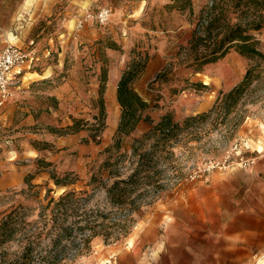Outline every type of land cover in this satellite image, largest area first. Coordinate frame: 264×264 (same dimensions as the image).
<instances>
[{"label": "rangeland", "instance_id": "374dc122", "mask_svg": "<svg viewBox=\"0 0 264 264\" xmlns=\"http://www.w3.org/2000/svg\"><path fill=\"white\" fill-rule=\"evenodd\" d=\"M210 1H193L194 13L186 10L183 18L171 16L169 4L129 16L131 8L122 9V0H97L80 13L74 9L66 14L63 2L45 8L23 0L20 9L18 1H11L4 11L0 48L8 44L34 48L37 63L23 72L41 70L46 75V67L53 71L31 84L23 72L12 81L9 87L19 86L22 109H17L10 125L0 126V160L6 162L0 164V177L8 169L21 173L0 185V212L21 206L28 221L36 219L39 205L49 196L72 189L91 192L88 182L118 138L121 107L108 74L122 73L139 61L149 63V69L142 70L146 78L141 87L134 83L149 104L142 117L155 123L170 114L182 123L187 116L208 112L256 65L257 76L226 118L213 113L194 122L164 151L156 163L160 187L132 214L128 234L111 242L94 237L87 249L76 255L70 252L61 264H261L264 260V57L248 58L232 47L199 71L184 67L193 50L190 39L196 17L201 5ZM103 5L112 10L106 24L89 19L77 27L86 11ZM254 36L256 48L264 54V27ZM158 72L165 76L153 81ZM59 86H64L63 98L51 103L57 116L41 119L36 113L37 119L26 122V108L44 105L48 99L43 91ZM74 121L71 131L68 126ZM150 126L140 120L131 134L119 136L123 148ZM70 133L77 135L82 148L49 149L51 156L57 154L53 160L36 156L22 144L40 148L38 139ZM8 163L12 165L6 170L3 166ZM54 179L67 184L56 185ZM92 196L89 206L102 203V190ZM16 249L13 243L9 252ZM11 259L0 264H10Z\"/></svg>", "mask_w": 264, "mask_h": 264}, {"label": "trees", "instance_id": "16d2710c", "mask_svg": "<svg viewBox=\"0 0 264 264\" xmlns=\"http://www.w3.org/2000/svg\"><path fill=\"white\" fill-rule=\"evenodd\" d=\"M180 9L194 13L191 0H183ZM233 18L236 21L232 22ZM262 27L264 0L205 2L196 17L190 39L193 50L184 67L199 71L203 65L222 58L232 47L248 58L264 57L256 48L254 36V32ZM145 65V61L135 63L124 70L118 80L116 99L121 107L116 128L118 138L107 148L108 157L91 176L88 182L91 192L72 189L57 197L49 196L39 205L33 221L24 218L21 206L0 212V261L7 262L12 258L10 264H61L70 252L76 255L87 249L94 237L111 242L126 236L132 214L160 187L155 178L156 163L168 146L181 133L193 128L196 121H203L213 113H221L226 118L257 76L256 65L250 66L243 78L222 94L208 112L187 116L182 123L174 121L170 114H164L152 123L149 117H142L149 104L134 87ZM164 76L158 72L153 81ZM100 102L102 107L101 97ZM140 120L151 126L140 137L133 138L130 147L123 148L119 136L131 134ZM74 125L75 121L68 128L73 131ZM54 183L67 184L59 179H54ZM98 190H102V205L96 203L98 205L92 208L88 200ZM13 243L17 249L10 253Z\"/></svg>", "mask_w": 264, "mask_h": 264}, {"label": "crops", "instance_id": "0c3cea01", "mask_svg": "<svg viewBox=\"0 0 264 264\" xmlns=\"http://www.w3.org/2000/svg\"><path fill=\"white\" fill-rule=\"evenodd\" d=\"M14 1V3H16L18 1V7L21 9L22 5H23V0H5V3H3V0H0V23L3 21V14L4 11H6L7 9H9L11 7L10 2ZM97 0H32V2L38 3L39 5H41L42 7L45 8H52L54 7L57 3L63 2L64 6V13H69L70 11H73L74 9H77L78 12H82L83 9L95 4ZM182 0H122L121 5L122 9L125 7H130L131 8V12L128 13L129 16L133 15V14H137V16L142 15V13L144 12V10L146 8H153V7H157V6H161L164 4H169V6L172 9V14L171 16L177 18L178 16H180L181 18H183L186 14V10H181L180 9V3ZM192 4L193 1H197V0H191ZM16 5V4H15ZM194 7V5H193ZM3 47V46H2ZM1 47V48H2ZM0 48V49H1ZM159 53L155 54V62H157L156 60H159ZM37 63V61L35 62V64L33 66H35ZM31 66V67H33ZM30 68V67H29ZM28 69V68H27ZM149 69V63H146L145 67H144V71ZM46 72L47 74L45 75L43 73V71H37V70H31V71H26L23 72V77L25 76V74H29V79L27 81V83H33L36 82L37 80H43L45 78H47L48 76H51L53 71H51L50 67H46ZM142 73V72H141ZM140 73V74H141ZM32 74H37L38 77H30L32 76ZM122 73H118V74H112L107 76V80L109 85L111 84L113 90L114 87L116 89L117 87V83L118 80L120 78ZM139 74V75H140ZM142 73L140 76L137 77L136 79V83L139 82V87L140 84H142V81L144 78ZM145 75V74H144ZM21 77V76H20ZM22 77V78H23ZM138 80V81H137ZM50 82V81H49ZM135 83V84H136ZM20 85H24V82H21ZM19 86H11L9 87V91H10V95L7 98L8 100H6V102L4 103V105L2 106L1 110H0V126H8L11 124V121L14 118V115L17 111V109H22L20 108V104H21V100L20 97L18 96L19 92L16 91ZM49 85H48V89H49ZM64 86H59L58 88H54L52 90H48V91H43L45 92L48 102H45L44 105L42 106H38V107H29L28 109L26 108V114L24 117V120L26 122H29V120H33V119H37L36 118V113L41 116L43 118H45V115H55L57 116L58 113H56V108L51 106V103L53 104L54 102L59 100H62L63 98V88ZM136 88V87H135ZM137 90V89H136ZM116 92V90H115ZM138 94L145 100L147 101V98L144 97L138 90H137ZM49 101H50V105H49ZM34 103V102H33ZM35 106V105H34ZM31 108V109H30ZM48 117V116H47ZM76 132V131H75ZM40 140V142H38V144H40V148H33L30 143L24 142L22 143L25 150H29L30 151V147L33 149L34 154L39 155V156H45L46 160H53L56 158L57 154H54L51 156V153L49 151V149H61V148H65V149H74V148H78L81 149L82 146L77 144V135L76 134H59L58 136L52 138V139H38ZM10 147H12V144H10ZM15 151V150H13ZM62 151V150H60ZM4 160H0V164L4 163ZM6 163V162H5ZM10 163H8L6 166H3L4 168H10ZM5 172L2 174V176L0 177V185L1 186H5L7 184H9L12 180L17 179L18 176H21V173L16 172L15 170H10Z\"/></svg>", "mask_w": 264, "mask_h": 264}, {"label": "built area", "instance_id": "2783aa9c", "mask_svg": "<svg viewBox=\"0 0 264 264\" xmlns=\"http://www.w3.org/2000/svg\"><path fill=\"white\" fill-rule=\"evenodd\" d=\"M111 14V8L106 5L88 10L82 19L77 21V27H82L89 19L104 25L109 21ZM36 61L37 54L34 48L24 49L18 45L8 44L0 49V110L9 96V85L21 76L25 68L33 66Z\"/></svg>", "mask_w": 264, "mask_h": 264}, {"label": "bare ground", "instance_id": "6f19581e", "mask_svg": "<svg viewBox=\"0 0 264 264\" xmlns=\"http://www.w3.org/2000/svg\"><path fill=\"white\" fill-rule=\"evenodd\" d=\"M261 262H262L261 264H264V260H262Z\"/></svg>", "mask_w": 264, "mask_h": 264}]
</instances>
